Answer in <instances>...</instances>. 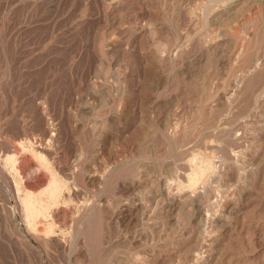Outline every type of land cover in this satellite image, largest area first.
<instances>
[{
  "label": "rangeland",
  "instance_id": "1",
  "mask_svg": "<svg viewBox=\"0 0 264 264\" xmlns=\"http://www.w3.org/2000/svg\"><path fill=\"white\" fill-rule=\"evenodd\" d=\"M53 1L0 0V29L10 24L0 37V141L30 130L38 93L44 121L62 123L55 165H80L74 203L95 207L86 227L74 213L57 226L80 236L70 260L27 245L12 217L20 178L2 164L0 142V264H264V0L218 20L207 12L230 0ZM208 162L191 188V171ZM94 173L104 182L87 185ZM121 202L133 208L129 224L114 215Z\"/></svg>",
  "mask_w": 264,
  "mask_h": 264
},
{
  "label": "bare ground",
  "instance_id": "2",
  "mask_svg": "<svg viewBox=\"0 0 264 264\" xmlns=\"http://www.w3.org/2000/svg\"><path fill=\"white\" fill-rule=\"evenodd\" d=\"M22 1V0H20ZM53 1V0H52ZM247 3V1L250 2V0H230L229 4H227L224 7H220L221 9H218L216 11H214L212 14L208 13V16L210 19H214V20H218V18L222 19L221 16L223 17L224 15H228L231 14V12H233L235 9L242 8V4L243 3ZM253 1V0H251ZM48 2V0H47ZM54 2V1H53ZM256 2V1H255ZM52 3V2H51ZM245 3V4H246ZM254 3V2H253ZM69 4V2H68ZM205 4V3H204ZM207 4V3H206ZM210 4V3H209ZM244 4V5H245ZM61 5V4H60ZM264 5V4H263ZM55 6V5H54ZM16 7V6H15ZM26 7V6H24ZM41 7V6H40ZM203 7V6H202ZM49 8V7H48ZM204 8V7H203ZM202 8V9H203ZM207 8V7H206ZM5 9V8H4ZM27 9V7H26ZM54 9V8H53ZM85 9V8H84ZM83 9V10H84ZM216 8H214L215 10ZM28 10V9H27ZM64 10V9H63ZM206 10V9H205ZM203 10V11H205ZM11 11V10H10ZM213 11V9H212ZM237 11V10H236ZM63 12V11H62ZM85 12V11H84ZM83 12V14H84ZM26 13V12H25ZM41 13V12H40ZM58 13V12H57ZM202 13V12H201ZM206 13V11H205ZM203 14V13H202ZM60 15V14H59ZM207 15V14H205ZM203 15V16H205ZM48 16V15H47ZM69 16V15H68ZM71 16V15H70ZM202 16V17H203ZM51 17V16H50ZM257 17V16H256ZM67 18V17H66ZM205 18V17H203ZM208 18V17H207ZM250 19V18H249ZM252 19V18H251ZM63 20V19H62ZM207 19H205L206 22ZM72 21V20H71ZM220 21V20H219ZM222 21V20H221ZM37 22V21H36ZM67 22V21H66ZM69 22V20H68ZM82 22V21H81ZM212 22V21H211ZM216 22V21H215ZM250 22V20H249ZM262 22V21H261ZM5 24H2V27L0 29V37L3 36V33L5 31V29L10 28V24L8 22H4ZM53 23V22H52ZM63 23V22H62ZM80 23V22H79ZM251 23V22H250ZM255 23V21H254ZM64 24V23H63ZM42 25V24H41ZM152 25V24H151ZM150 25V26H151ZM60 26V25H59ZM114 27V26H113ZM41 28V27H40ZM148 28V27H147ZM150 28V27H149ZM160 28V27H159ZM38 29V28H37ZM70 30V29H69ZM68 30V31H69ZM73 30V29H72ZM264 30V26L262 27V31ZM64 32V31H63ZM75 32V31H74ZM155 32V31H154ZM257 32V31H256ZM72 33V32H71ZM248 33V32H247ZM254 33V32H253ZM17 34V33H16ZM43 34V33H42ZM110 34V33H109ZM252 34V33H251ZM258 34V33H257ZM261 34V33H260ZM7 35V34H6ZM44 35V34H43ZM63 35V34H62ZM39 36V35H38ZM70 36V35H69ZM114 36V35H113ZM252 36V35H251ZM12 38V37H11ZM68 38V37H67ZM71 38V37H70ZM68 40V39H67ZM73 40V39H72ZM19 41V40H18ZM60 42V41H58ZM63 42V40H62ZM65 42V41H64ZM67 42V41H66ZM70 42V41H69ZM43 43V42H42ZM61 43V42H60ZM0 44L2 46V50L4 51L6 48V42L3 38H0ZM14 44V43H13ZM18 44V43H17ZM23 44V43H22ZM67 44V43H66ZM42 45V44H41ZM216 46V45H214ZM56 47V46H55ZM66 47V46H65ZM23 48V46H22ZM54 49V48H53ZM70 50V48H69ZM50 51V50H49ZM48 51V52H49ZM60 51V50H59ZM62 53V51H61ZM70 53V52H69ZM14 54V53H13ZM63 54V53H62ZM21 55V54H20ZM42 56V55H41ZM40 57V56H39ZM63 57V56H62ZM65 57V56H64ZM256 57V55H255ZM22 58V57H21ZM24 58V57H23ZM253 58V57H252ZM64 59V58H63ZM13 60V59H12ZM253 60V59H252ZM72 61V60H71ZM65 62V61H62ZM250 63V62H249ZM6 64V63H5ZM8 65V64H7ZM247 65V64H246ZM262 65V64H260ZM259 65V66H260ZM264 65V63H263ZM31 66V65H30ZM39 66V65H38ZM45 66V65H44ZM4 68V67H3ZM15 68V67H14ZM22 68V67H20ZM248 68V67H247ZM255 68V67H254ZM40 70V69H39ZM44 70V69H43ZM9 71V70H8ZM17 71V70H16ZM34 71V70H33ZM28 72V71H27ZM244 72V71H243ZM253 72V71H252ZM264 72V71H262ZM39 73V72H38ZM67 73V72H66ZM16 74V72H15ZM264 74V73H263ZM263 74L261 75L263 77ZM31 75V74H30ZM29 75V76H30ZM33 75V74H32ZM260 75V74H259ZM246 76V75H245ZM262 81L260 79L261 85L258 84L259 86H264V78H262ZM15 78V77H14ZM28 78V77H27ZM41 79V78H40ZM43 79V78H42ZM241 79V78H239ZM259 79V77H258ZM11 80V79H10ZM32 80V79H31ZM33 81V80H32ZM65 81V80H64ZM10 82V81H9ZM240 82V81H238ZM237 82V83H238ZM255 82V81H254ZM253 82V83H254ZM257 82V81H256ZM259 82V81H258ZM29 83V82H28ZM236 83V82H235ZM68 84V83H67ZM252 84V83H251ZM256 84V83H255ZM263 84V85H262ZM44 85V84H43ZM238 85V84H236ZM39 86V85H37ZM68 86V85H66ZM239 86V85H238ZM236 86V87H238ZM250 86V85H249ZM255 86V85H254ZM63 87V86H62ZM234 87V88H236ZM257 87V86H256ZM17 88V87H16ZM30 88V87H29ZM40 88V87H39ZM85 88V87H84ZM239 88V87H238ZM236 88V89H238ZM253 88V87H252ZM260 88V87H259ZM34 89V88H33ZM64 89V88H63ZM62 89V90H63ZM72 89V88H71ZM82 89V88H81ZM252 90V89H251ZM255 90V89H254ZM258 90V89H257ZM31 91V90H30ZM59 91V90H58ZM29 92V91H28ZM53 92V91H52ZM257 92V91H256ZM37 93V92H35ZM238 93V92H236ZM41 94V93H40ZM29 95V94H28ZM63 95V94H62ZM226 95V94H225ZM234 95V94H233ZM232 95V96H233ZM59 96V95H58ZM67 96V95H66ZM92 96V95H91ZM95 95H93L94 97ZM70 97V96H69ZM75 97V96H74ZM222 97V96H221ZM61 98V97H60ZM76 98V97H75ZM90 98V97H89ZM92 98V97H91ZM235 98V97H234ZM27 99H29L27 97ZM94 99V98H92ZM231 99V97H230ZM4 100V99H3ZM2 100V101H3ZM40 96H38L37 94H33L32 98H30V103H31V107L33 110V114H32V125L29 131L27 130H22V133L20 134H16V136L14 135L13 137L11 136L9 139H7V149L5 150V152H8L3 158L4 160L2 161L3 165H6L9 163L13 164V169H16V174L17 176H19L20 178V182L21 185L19 186V188L17 189L18 191H16L18 194V206H15V209L12 213V217H20L21 218V225H23V228L26 231V234H23L22 230H20V227H18L19 229V233L20 235H22V238L24 239V242H26L27 245H31L32 242L36 241L37 244H39V246L36 249L42 248L43 250H49V249H60L63 251V254L65 252H68L67 254H70V256L68 257L69 260L72 257V254L75 250H76V244H78L80 242V236L77 237H71L70 235L66 234L64 230V228L61 230L57 229V226H59L61 223H63L67 217L68 214H79L82 215L83 220L82 223H78L83 225L86 227V225H84L83 223H85V221L87 219L86 215L88 216V214L92 213V210L95 207L94 203H87V204H75L74 202L76 201L75 198L79 197L78 195V190L76 188H73L75 186L72 187V179H74V177L76 176L77 173V168H79L78 166H80L78 164L77 168H73V167H69L66 164H62V165H55V157L57 155V151L55 149V145L58 142L59 143V137L61 135V120H57L56 119H51L50 122V126L47 124V122L44 121L43 117H42V110L44 108V105L42 104V102L40 101ZM75 100V99H74ZM222 100V99H221ZM19 101V100H18ZM96 101V100H95ZM249 101V100H248ZM26 102V101H24ZM66 102V101H65ZM70 102V101H69ZM227 102V101H226ZM254 102V101H252ZM250 103V102H249ZM4 104V103H3ZM7 104V103H6ZM22 104V103H21ZM25 104V103H24ZM253 104V103H252ZM251 104V105H252ZM68 105V103H67ZM9 106V105H8ZM18 106V105H17ZM22 106V105H21ZM7 107V106H6ZM5 107V108H6ZM250 107V106H249ZM9 108V107H8ZM58 109V108H57ZM88 107L87 106H83L82 110L83 111H87ZM53 110V109H52ZM5 111V110H4ZM66 112V111H65ZM8 113V112H7ZM59 116V115H58ZM63 117V116H62ZM65 118V117H64ZM48 119V118H46ZM109 122L111 124L117 123L118 122V117L116 115H111L109 117ZM16 121V120H15ZM77 121H75L74 126L77 128H82L83 125H80V123H76ZM64 123V121H63ZM17 124V123H16ZM19 125V124H18ZM222 125V124H221ZM223 126V125H222ZM227 126V125H224ZM85 127V126H84ZM63 128V127H62ZM226 128V127H225ZM16 129V128H15ZM233 129V128H232ZM40 130V132H39ZM79 130V129H78ZM81 130V129H80ZM228 130V129H227ZM226 130V131H227ZM20 131V130H19ZM20 131V132H21ZM37 131L39 133H37ZM83 131V129H82ZM5 132V131H4ZM16 132V131H15ZM234 132V131H233ZM14 133V132H13ZM86 135V134H85ZM65 138V137H64ZM236 138V137H235ZM1 143H3L2 145H4L5 142H2V140L0 141ZM71 143V142H70ZM67 144V143H66ZM221 145V144H220ZM67 146V145H66ZM230 146V145H229ZM2 147V146H1ZM5 146H3L2 148H6ZM236 147V146H235ZM82 148V146H81ZM217 148V147H216ZM74 150V149H73ZM85 150V149H84ZM87 150V148H86ZM85 150V151H86ZM220 150V149H219ZM218 150V151H219ZM223 150V149H222ZM226 150V149H225ZM4 151V149L2 150ZM70 151V150H69ZM68 151V152H69ZM84 151V153H85ZM234 151V150H233ZM74 151H72L73 157H77V151L74 154ZM87 152V151H86ZM216 152V151H215ZM228 152V151H227ZM65 153V152H64ZM70 153V152H69ZM80 155L82 154V149L79 150L78 152ZM222 153V152H220ZM78 154V156H80ZM229 156V155H228ZM223 157V156H221ZM59 158V157H58ZM61 158V157H60ZM146 158V157H145ZM231 158V156H230ZM1 159V158H0ZM206 159V158H205ZM212 159V158H211ZM223 159V158H222ZM225 159V158H224ZM79 160V159H78ZM220 160V159H219ZM208 161V158L206 160V162ZM108 162V161H107ZM226 162V161H225ZM83 163V162H82ZM98 163V162H97ZM209 163V162H208ZM211 163V162H210ZM203 164V165H199L196 164L195 167L193 168V172L191 171L190 175H189V185L190 187L193 186L198 180H203V178H205L204 176L206 174H208L209 172H211L212 170V164ZM213 163V162H212ZM215 163V162H214ZM82 165V164H81ZM2 166V165H1ZM111 166V165H110ZM7 167V166H5ZM114 167V166H113ZM214 167V166H213ZM4 167H1V169ZM12 168V167H11ZM235 168V167H234ZM7 170V168H5ZM32 169V170H31ZM110 169V167H109ZM12 170V169H9ZM3 171V170H2ZM33 171H35L36 173H34ZM82 171V170H81ZM112 170H110L111 172ZM7 172V171H5ZM10 172V171H9ZM13 172V171H12ZM10 172V173H12ZM83 172V171H82ZM81 172V174H82ZM79 173V172H78ZM8 174V173H7ZM15 174V175H16ZM28 174V175H27ZM81 174L79 177H81ZM106 174V173H105ZM109 174V171L108 173ZM112 174V173H111ZM6 174L3 173L0 174L1 177H4L6 179H8L7 177H5ZM11 175V174H10ZM14 175V173H13ZM30 177H27L29 176ZM104 175V174H103ZM101 174L98 173H94L91 175H88L85 179L86 182H88L90 184H100L102 182H104L105 177ZM9 176V174H8ZM26 176V178H25ZM207 176V175H206ZM11 178H13V181L16 180L13 176H9ZM78 177V178H79ZM1 180V179H0ZM19 180V179H17ZM10 181V178H9ZM12 181V180H11ZM3 182V181H2ZM1 182V183H2ZM17 182V181H16ZM15 182V184H16ZM117 182V181H116ZM0 183V184H1ZM115 183V182H114ZM164 183V182H163ZM12 184V183H10ZM13 184V185H15ZM123 184V183H122ZM197 184V183H196ZM195 184V185H196ZM6 185V184H4ZM73 185H75V183H73ZM78 185V184H77ZM112 185V184H111ZM110 185V186H111ZM120 185V183H119ZM165 185V184H164ZM194 185V186H195ZM2 187V185H0ZM11 186V185H10ZM18 186V183L17 185ZM91 186V185H90ZM118 186V185H117ZM167 185H165L166 187ZM7 187V186H6ZM122 191H127L128 189L132 188V184H124L119 186ZM192 188V187H191ZM9 189V188H8ZM16 189V187H15ZM79 189V188H78ZM90 189V188H89ZM164 189V188H163ZM80 190V189H79ZM99 190V189H98ZM102 190V189H101ZM82 192V191H81ZM96 192V191H95ZM244 192V191H243ZM80 193V192H79ZM92 193V192H91ZM250 191L248 189H245V194H249ZM82 194V193H81ZM92 195V194H91ZM92 197V196H91ZM107 197V196H106ZM174 198V197H173ZM74 200V201H73ZM104 200V199H103ZM176 199H173V201L175 202ZM81 201V198L80 200ZM78 201V202H79ZM87 201V200H86ZM106 201V200H105ZM101 202V206H103L104 208H108L109 205H107V202ZM120 201V200H119ZM88 202V201H87ZM178 202V201H177ZM77 203V202H76ZM80 203V202H79ZM83 203V202H82ZM122 203V202H121ZM176 203V202H175ZM98 205V204H97ZM99 206V205H98ZM173 206V205H172ZM1 207V206H0ZM7 207V206H6ZM102 207V208H103ZM111 207V206H110ZM171 207V206H170ZM228 210H231L232 207L230 205H227ZM199 208V207H198ZM197 208V209H198ZM12 209V207H11ZM109 209V208H108ZM107 209V210H108ZM172 209V208H171ZM196 209V210H197ZM2 210V209H1ZM201 209H198V212L196 215H194V219L192 218V220H195V222L197 221L198 225L199 222L204 220V215H203V211H200ZM233 211V210H232ZM102 212V211H101ZM74 214L71 216L73 218ZM93 215V214H92ZM110 215V214H108ZM116 219L125 222L127 224L133 222L135 220L134 218V214H133V208L127 206V204H120L117 208V210L114 213ZM2 216V214H1ZM4 218L6 217L3 214ZM2 216V217H3ZM91 216V214H90ZM70 217V216H69ZM76 217V216H75ZM78 217V216H77ZM81 217V216H79ZM92 217V216H91ZM110 217V216H109ZM81 218V219H82ZM16 219V218H15ZM70 219V218H69ZM80 218H78L77 220L79 221ZM80 219V221H81ZM92 219V218H91ZM115 219V218H114ZM67 220V219H66ZM72 221V219H70ZM76 220V221H77ZM220 220V219H218ZM77 221V222H78ZM67 222V221H66ZM70 222V221H69ZM75 222V221H73ZM87 223V222H86ZM85 223V224H86ZM203 223V222H202ZM4 224V223H3ZM2 224V225H3ZM20 224V223H19ZM77 224V223H74ZM42 225L41 228H39V226ZM67 225V223H66ZM64 226L67 228V226ZM71 226V224H69ZM68 225V226H69ZM73 225V223H72ZM200 225V223H199ZM198 225V226H199ZM75 226V225H74ZM80 226V225H79ZM79 226H75V230L77 231L81 228H77ZM197 226V227H198ZM61 227V225L59 226ZM82 227V226H81ZM195 227V226H194ZM3 228V227H2ZM70 228V227H69ZM73 228V227H72ZM71 228V229H72ZM192 228V227H191ZM190 228V229H191ZM60 229V228H59ZM68 229V228H67ZM71 229L69 231H71ZM193 230V229H191ZM73 231V230H72ZM74 231V232H76ZM85 231V230H84ZM83 231V232H84ZM194 231V230H193ZM74 232H70V233H74ZM188 232V231H187ZM186 232V234H187ZM78 234V232H76ZM190 233V232H189ZM193 233V232H192ZM5 234V233H4ZM75 234V233H74ZM73 234V235H74ZM76 234V235H77ZM83 234V233H82ZM81 234V235H82ZM185 234V235H186ZM85 235V234H84ZM87 235V234H86ZM190 235V234H189ZM88 236V235H87ZM82 237V236H81ZM83 238V237H82ZM90 239V238H89ZM189 239V238H188ZM187 239V240H188ZM186 240V238H185ZM184 240V242H185ZM88 242V241H87ZM84 243V240L83 242ZM203 244H206L204 242H202ZM34 244V243H33ZM111 244V243H110ZM113 244V243H112ZM35 245V244H34ZM82 246H84L82 244ZM90 246V244H89ZM113 246V245H112ZM35 247V246H34ZM81 247V246H80ZM87 247V245H86ZM109 247V246H108ZM185 248V247H184ZM5 249V248H4ZM82 249V248H81ZM85 249V248H83ZM88 249V248H87ZM90 249V248H89ZM91 249H93L91 247ZM114 249V248H113ZM41 250V249H40ZM59 251V250H58ZM88 251V250H87ZM92 251V250H91ZM95 251V249H94ZM110 251V249L108 250ZM36 252V251H35ZM38 252V251H37ZM84 252V250H83ZM50 253V252H49ZM55 253V252H54ZM60 253V252H59ZM62 253V252H61ZM84 252V256H85ZM96 253V252H95ZM98 253V252H97ZM53 255V254H51ZM95 255V254H94ZM37 256V255H36ZM204 256V255H203ZM38 257V256H37ZM160 257V256H159ZM213 257V256H212ZM52 258V257H51ZM76 257H74L75 259ZM97 258V257H96ZM111 258V257H110ZM165 258V257H164ZM95 259V258H94ZM37 260V259H36ZM213 260V259H212ZM49 261V260H48ZM98 261V260H97ZM45 262V260H44ZM42 262V263H44ZM159 262V261H158ZM166 262V261H165ZM164 262V263H165ZM48 263V262H47ZM155 263V262H154ZM163 263V264H164ZM105 264V263H104ZM107 264V263H106ZM153 264V263H152ZM202 264H210V260L208 259H204V261L202 262ZM212 264V263H211Z\"/></svg>",
  "mask_w": 264,
  "mask_h": 264
}]
</instances>
